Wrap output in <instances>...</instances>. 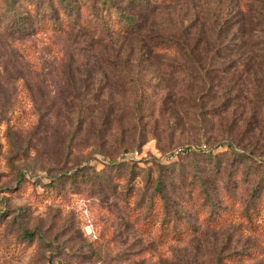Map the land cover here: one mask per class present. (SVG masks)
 <instances>
[{"label":"rangeland","instance_id":"obj_1","mask_svg":"<svg viewBox=\"0 0 264 264\" xmlns=\"http://www.w3.org/2000/svg\"><path fill=\"white\" fill-rule=\"evenodd\" d=\"M143 17L145 32L113 42L0 32V264H264V203L251 223L239 215L259 177L239 172L229 190L225 147L218 173L208 156L178 155L231 143L264 156V0H191ZM124 159L134 165L108 164ZM154 161L178 164L163 177L176 222L195 227L183 240L162 242L174 232L160 209L146 223ZM210 212L228 222L208 225Z\"/></svg>","mask_w":264,"mask_h":264},{"label":"trees","instance_id":"obj_2","mask_svg":"<svg viewBox=\"0 0 264 264\" xmlns=\"http://www.w3.org/2000/svg\"><path fill=\"white\" fill-rule=\"evenodd\" d=\"M191 0H0V32L7 34L10 37L23 38L36 33H57L64 34L67 31L79 29L85 35L94 37L100 42H113L117 38L132 37L141 34L147 30V23L143 16L153 14L155 10L162 6H172L178 3L190 2ZM216 37L219 35L215 34ZM183 55L190 62L194 68L200 70L201 59L199 60L195 52L196 49L186 46L183 43ZM219 48H216V52ZM202 74V72H200ZM220 147H225L230 151L229 158L232 159L230 167L228 168V186L236 188L238 181H240V173L243 172L245 179H250L252 173L256 174L259 178L256 180L253 189L250 191V200L243 204L240 209V218L246 223H251L253 217H258L264 203V156L255 155V153H245L236 150L234 144H220L216 149L207 151L201 146L187 147L181 149L178 155H190L191 153H198L200 156H208V162L211 164L212 169L220 170L222 165L223 154L218 157L215 151ZM208 154V155H206ZM205 155V156H204ZM227 157V158H228ZM114 166L134 165L131 161L108 163ZM157 167L159 170L158 177L156 178L155 187L151 192L149 198V205L147 213L145 214L146 223H152L154 211L160 209L161 213V226L171 229L173 226V234L161 235L162 242L179 241L183 240L191 232L190 235L195 233V227L191 224L178 223L177 218L180 213L177 211L173 216L172 210L174 204L171 198L167 195L165 189V181L163 177V170L165 168H178V164L173 166H164L158 161H154L151 167ZM149 167V169L151 168ZM147 169V167L145 168ZM149 169L147 175L149 176ZM199 164L196 163L194 168V177L197 178L201 184V192L205 194L204 205L216 210L217 204L214 198H211L207 183L204 175L199 171ZM117 171H115L116 173ZM240 172V173H239ZM104 173V172H103ZM101 173V175H104ZM68 175L64 174L63 176ZM185 176V175H184ZM184 178V177H183ZM111 187L114 183L109 181ZM130 183L127 184L129 186ZM231 187V188H230ZM208 194V195H207ZM156 201L160 202L157 207ZM140 201L139 205H142ZM212 212V211H211ZM210 212L208 218L203 221L208 225L221 226L228 222V213H217L215 218ZM217 212V211H216ZM180 228H183V234H180ZM23 238L33 240L38 231H29L23 229ZM194 232V233H193ZM180 234V235H179Z\"/></svg>","mask_w":264,"mask_h":264}]
</instances>
